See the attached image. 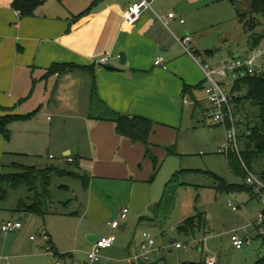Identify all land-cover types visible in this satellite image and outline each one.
I'll return each instance as SVG.
<instances>
[{"label":"rangeland","instance_id":"rangeland-1","mask_svg":"<svg viewBox=\"0 0 264 264\" xmlns=\"http://www.w3.org/2000/svg\"><path fill=\"white\" fill-rule=\"evenodd\" d=\"M234 1L239 10L250 14L252 0ZM161 2L165 8L174 10L192 27L195 47L211 63L254 55L255 52L251 50V35L264 33L263 15H248L255 28L246 30L244 23L238 19L236 6L230 0ZM179 7L184 8L183 13L179 12ZM260 48L264 49V40ZM207 50L214 54L209 56ZM259 62L264 64V55L259 57ZM231 79L232 77L221 78L224 89L229 92L233 90ZM16 81H19L18 74ZM38 81L34 80L27 87L22 105L19 106L18 103L16 107L17 110L27 111L25 115L28 116L11 121L7 133L0 131L7 151L0 157V173L18 172L19 169L14 166L16 163L38 165L40 168L54 165L86 176L89 178V185L86 186L82 179L71 175H52L48 211L70 214L58 216L48 213L44 219L37 214L24 217L25 212L17 209L21 198L28 204L35 198L27 185L14 189L7 184V198L0 204V227L4 219L14 217L21 219L24 228L18 234H5L0 230V245L4 244L6 248L0 250V258L9 257V264H134L129 257L139 249L144 231H150L155 236L156 247L161 249L159 255H154L152 264H184L185 261L209 264L210 260H214V264H256L264 256V239L254 224L261 203L246 189H226L217 178L221 177L228 185L245 183L244 178L230 168L228 153L220 151L228 142L227 129L231 123H215L210 114L205 115L206 105L204 108L198 107L197 112L187 106L183 120L174 128V136H158L161 146L156 152L159 160L157 170L152 159L144 156L140 160L142 166L138 165V173L132 172L129 180L108 177L93 179L88 159L80 161L75 152L80 146L79 151L84 150V156L90 158L92 147L88 139V126L86 120L79 118L85 113L73 110L64 103L66 90H57L54 94V86L46 88L45 83ZM19 89L22 87H16V91ZM246 94L245 89L235 95L244 97ZM205 95L202 98L209 105ZM58 98H61L60 103H57ZM232 109L236 118L239 147L244 150L246 134L249 133L248 123L254 126L258 122L260 108L245 100L240 110L234 103ZM9 110L11 109L0 108V117ZM66 148L73 150V155L79 159L80 164L63 159ZM51 155L55 158L50 157ZM263 166V155L256 154L251 164L252 171L261 173ZM182 171L184 173L180 177L181 184L172 185L166 200L162 201L167 183L174 174ZM133 180H140L138 184L141 188L145 187V192L150 189L151 203L145 205L140 214L135 206V203H139V195L134 197L136 202L131 199ZM63 185H68L70 189ZM92 190L94 198H100L105 207L98 211L93 206L95 210L88 214L86 209ZM139 192L141 189L138 188L137 193ZM155 203L159 206L152 211L150 207ZM124 207L131 209L127 228L111 230L108 221L120 219L122 222L121 213ZM141 216L146 217V220L141 222ZM189 218H195V227L192 233L187 234L179 228ZM47 226L60 237L59 254L47 252L42 247L41 237L38 241L31 239L42 227ZM89 229L103 236L113 234L117 238L115 247L103 250L100 261L96 263H92L88 255L92 249L87 235ZM234 234L251 239L252 242L237 248L232 241ZM132 238L136 239V243L129 248ZM13 241L20 244L16 251L9 249L12 248ZM176 242H181L186 247L177 248ZM107 252L112 254L105 256Z\"/></svg>","mask_w":264,"mask_h":264},{"label":"crops","instance_id":"crops-1","mask_svg":"<svg viewBox=\"0 0 264 264\" xmlns=\"http://www.w3.org/2000/svg\"><path fill=\"white\" fill-rule=\"evenodd\" d=\"M137 1L139 0H45L36 8L34 15L24 17L13 7L14 0H0V108L11 109L1 117L28 116L25 115L27 111L17 110L16 107L18 103L19 106L22 105L27 87L34 80L45 83L46 88L54 86V94L57 90H66L64 103L73 110L85 113L79 118L86 120L88 126V139L92 147L90 158L84 156V150L79 151L80 146L75 152L80 161L88 159L93 179L108 177L127 180L132 172L138 173L140 160L146 156V146L143 143L133 142L116 133L114 122L109 120L114 112L141 115L153 120L150 143L156 155L161 146L158 136H174V128L183 120L187 106L194 112L198 111V107L210 106L202 98L205 95L203 88L184 92L186 85L195 87L205 81L202 68L185 51L178 39L187 34L193 35L192 27L174 10L165 8L161 0L153 3V9L144 10L136 23L126 24L125 13ZM230 1L236 6L238 14L237 3ZM93 2L96 4L90 12L74 20L75 16L88 9ZM178 10L184 12V8L179 7ZM171 12L176 16L168 19L167 24L158 18V15L167 17ZM255 49L252 47L251 50L255 52ZM121 52L127 56L125 64L121 62ZM158 56H164L168 69L155 65ZM106 57L109 60L103 64L102 60ZM56 63L76 64L78 67L62 74L49 73V69ZM90 67L94 68L95 78L88 69ZM20 86L22 89L16 91V87ZM185 97L190 102L186 103ZM57 100V103L61 102V98ZM6 152L0 136V157ZM73 154L71 148H66L63 159L67 162V157L76 159ZM133 181L131 199L136 202V195H139V203H135V206L140 214L145 205L151 203L150 189L145 192V187L141 188L138 184L140 180ZM63 187L70 189L68 185ZM138 188L141 189L139 193ZM156 204L157 207L158 203ZM93 206L98 211L105 207L100 198H94L92 190L86 213L90 214L95 210ZM48 213L58 216L70 214L58 211ZM129 213L117 228H112L109 224L116 219L109 220L110 229L125 230ZM31 215L24 213V217ZM9 220L21 221L14 217ZM5 221L7 220L4 219L3 222ZM23 228L24 224L13 233L18 234ZM46 228L50 233L53 253H61L59 235L51 227ZM87 235L103 236L92 229L87 230ZM32 240L38 241L39 236ZM96 241L97 239L93 242L90 240L89 245L93 247ZM116 241L117 238L114 246L109 249L115 247ZM41 242L45 248L46 242ZM135 243L136 239L132 238L129 248ZM19 246L17 241H13L12 248L9 249L16 251ZM5 249L4 244L0 245L1 251ZM110 254L112 253L107 252L105 256ZM0 260L1 264H9V257H1Z\"/></svg>","mask_w":264,"mask_h":264},{"label":"trees","instance_id":"trees-1","mask_svg":"<svg viewBox=\"0 0 264 264\" xmlns=\"http://www.w3.org/2000/svg\"><path fill=\"white\" fill-rule=\"evenodd\" d=\"M45 0H14L13 7L16 10L21 11V16H31L34 15L36 8L42 4ZM96 4H93L83 11L78 16L74 17V20L81 17L82 15L87 14L91 11L92 7ZM247 12H242L238 9L239 19L244 23V28L246 30H254L255 26H252L248 15H263L264 16V0H252L251 8ZM264 40V33L261 34H252L251 43L253 48H258L261 42ZM209 56L214 54L213 51H206ZM199 53H202L199 51ZM78 65L70 63H56L50 69L49 73L62 74L77 68ZM95 78L94 68H88ZM205 87V81L203 84L198 86H185L184 92L192 91L193 88H203ZM94 89H96V82L94 79ZM247 90V94L242 96H236V93ZM233 99L231 104H236L240 110L242 104L246 101H249L251 104L259 106L260 113L258 115V122L253 126L251 123H248L249 133L246 134L245 139V149L240 150L238 153L236 150L231 149L227 152V161L230 168L240 177L246 178L247 172L243 166L242 160L251 168L253 158L256 154H262L264 157V73L259 75L247 74L244 77L237 79L233 84V90L231 91ZM114 116L109 118L110 121L114 122L116 133L122 137L128 138L133 142H141L146 146V156L150 157L153 161L155 170L159 167L158 157L153 153L151 149L150 137L153 132L154 122L148 117L141 115H127L121 114L118 112L113 113ZM235 115V113H234ZM27 116L20 115H7L0 118V131L7 133L8 124L11 121L22 119ZM106 119V118H105ZM230 124V121H228ZM174 153L175 151L169 150ZM74 163L80 164L79 159H74ZM18 172L15 173H0V204L4 202L7 198L8 191L6 185L10 184L14 189H18L23 185L29 187L30 192L35 194L33 202L28 204L24 199H21L18 204V210L22 212H27L31 214H37L44 217L48 213V204L51 201V192L50 187L52 184V175L66 176L71 175L83 180L86 186L89 185V178L83 176L77 172H74L71 169L60 168L57 166H50L47 168H39L37 166H28L24 164L16 163L14 165ZM184 173L177 172L173 175L172 179L167 183L162 201L166 200L168 193L172 185L181 184L180 177ZM264 177V166L260 173ZM220 179L222 186L228 190L236 191L246 189L251 192V187L247 184L243 185H228L221 177L217 176ZM159 206V204H158ZM157 206V207H158ZM146 220V218H141V222ZM195 227V218H189L183 222L180 226V231L190 234L193 232ZM264 239V238H263ZM184 264H204L202 262H192L185 261ZM256 264H264V256L261 257Z\"/></svg>","mask_w":264,"mask_h":264},{"label":"built area","instance_id":"built-area-1","mask_svg":"<svg viewBox=\"0 0 264 264\" xmlns=\"http://www.w3.org/2000/svg\"><path fill=\"white\" fill-rule=\"evenodd\" d=\"M156 0H139L131 4L124 16V22L126 24L136 23L142 16L144 10L153 9V3ZM21 14V11L18 10ZM176 14L171 12L167 17L158 15V18L168 23V19L174 18ZM184 22V20H182ZM179 42L184 47L185 51L195 60V62L202 68L205 74V87L204 92L209 102V107L205 109V115L210 114L215 123H224L230 121L231 126L227 129L228 142L222 146L220 151L229 152L234 149L240 153V147L238 143V132L236 126V118L232 109V92L226 91L223 87V80L221 78L232 77L231 82H234L246 76L247 74L259 75L264 73V64L259 62V57L264 55L263 48H256L255 53L251 57H235L230 60L211 63L203 53H199V50L194 45V36L187 34L182 38H178ZM109 57L102 60L103 64H106ZM156 66H161L164 69H168V65L165 62L164 56H158L155 60ZM185 102H190L188 97H185ZM213 112L211 113L210 111ZM53 157V155L51 156ZM69 162H73V157H67ZM243 166L246 169L247 176L244 179L245 184L251 187V193L255 199L261 203V209L258 212L255 227L259 235L264 238V177L260 173H255L252 169L242 160ZM237 210V207L233 206ZM129 213V208H124L121 213V219H126ZM120 219L109 222L112 228H117L120 225ZM23 227V222L20 220H7L1 225V231L5 234L17 232ZM41 237L46 242L45 250L53 253V247L51 245V237L47 228H42L38 235H33L32 239ZM115 236H100L99 239L94 243L92 249L88 253L89 259L92 263L99 262L102 257V252L105 249L112 248L115 244ZM234 246L242 248L246 244H250L252 241L248 238H242L237 234L232 236ZM202 243V242H199ZM157 241L155 236L150 231H144L142 239L139 244V249L130 255V259L134 264H152L154 255H159L161 249L156 247ZM177 248L186 247L181 242L175 243ZM209 264H214V260L208 261ZM1 264V262H0Z\"/></svg>","mask_w":264,"mask_h":264},{"label":"water","instance_id":"water-1","mask_svg":"<svg viewBox=\"0 0 264 264\" xmlns=\"http://www.w3.org/2000/svg\"><path fill=\"white\" fill-rule=\"evenodd\" d=\"M120 57H121V62L123 63V64H125L126 63V59H127V56H126V54L124 53V52H121V54H120ZM156 203L155 204H153L150 208H151V210L152 211H155V209H156ZM99 235H97V236H95V237H92V236H90L89 237V239L91 240V242H93L95 239H99ZM95 238V239H94Z\"/></svg>","mask_w":264,"mask_h":264}]
</instances>
